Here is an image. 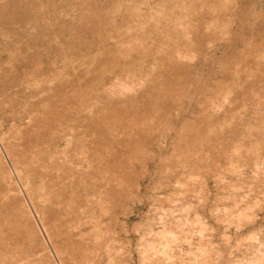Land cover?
<instances>
[{
	"label": "rangeland",
	"instance_id": "rangeland-1",
	"mask_svg": "<svg viewBox=\"0 0 264 264\" xmlns=\"http://www.w3.org/2000/svg\"><path fill=\"white\" fill-rule=\"evenodd\" d=\"M230 262L264 264V0H0V264Z\"/></svg>",
	"mask_w": 264,
	"mask_h": 264
},
{
	"label": "bare ground",
	"instance_id": "bare-ground-1",
	"mask_svg": "<svg viewBox=\"0 0 264 264\" xmlns=\"http://www.w3.org/2000/svg\"><path fill=\"white\" fill-rule=\"evenodd\" d=\"M182 208V207H181ZM191 208V207H190ZM171 210H172V208H171ZM191 210V209H190ZM171 212V211H170ZM201 219V218H200ZM241 222V221H240ZM243 223V222H242ZM187 224V223H186ZM189 224H190V222H189ZM197 224V223H196ZM192 225V224H191ZM195 225V224H194ZM197 226V225H196ZM171 227V226H170ZM185 227V226H184ZM203 227V226H202ZM208 226H206V228H207ZM158 229V228H157ZM236 229V228H235ZM169 233V232H168ZM168 233L166 234V235H168ZM230 233V232H229ZM185 234H186V232H185ZM204 234V233H203ZM150 235V234H149ZM170 236H171V234H169ZM200 235H202V234H200ZM173 236V235H172ZM172 236H171V240H172ZM193 236V235H192ZM145 237V236H144ZM160 237V236H159ZM163 237H164V235H163ZM169 237V236H168ZM175 237V236H174ZM177 238V237H176ZM163 239H165V238H163ZM191 239V238H190ZM192 240V239H191ZM189 241V240H188ZM168 243V242H167ZM167 243L165 244V246H167ZM176 243V242H175ZM152 244V243H151ZM157 244V243H156ZM240 244V243H239ZM156 246V245H155ZM169 246H167L166 248H168ZM141 248V247H140ZM165 248V247H164ZM166 248L164 249V250H166ZM154 250V249H153ZM151 251H152V249H151ZM157 251V250H156ZM210 252V251H209ZM118 253V252H117ZM149 253H151V252H149ZM189 254V253H188ZM145 255V254H144ZM143 255V256H144ZM148 255V254H147ZM162 255H165V253L164 254H162ZM194 257V256H193ZM171 261H173V260H171ZM204 262V261H203ZM206 262V261H205ZM231 263V262H230ZM237 263V262H236ZM235 263V264H236ZM232 264V263H231Z\"/></svg>",
	"mask_w": 264,
	"mask_h": 264
}]
</instances>
